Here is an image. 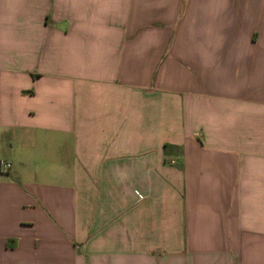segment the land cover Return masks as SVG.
Returning <instances> with one entry per match:
<instances>
[{
    "label": "crops",
    "instance_id": "crops-1",
    "mask_svg": "<svg viewBox=\"0 0 264 264\" xmlns=\"http://www.w3.org/2000/svg\"><path fill=\"white\" fill-rule=\"evenodd\" d=\"M0 264H264V0H0Z\"/></svg>",
    "mask_w": 264,
    "mask_h": 264
},
{
    "label": "built area",
    "instance_id": "built-area-1",
    "mask_svg": "<svg viewBox=\"0 0 264 264\" xmlns=\"http://www.w3.org/2000/svg\"><path fill=\"white\" fill-rule=\"evenodd\" d=\"M10 165L8 163H4L3 161H0V169L1 171H7L9 169Z\"/></svg>",
    "mask_w": 264,
    "mask_h": 264
}]
</instances>
